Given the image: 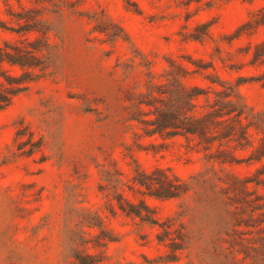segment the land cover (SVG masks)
<instances>
[{
  "label": "rangeland",
  "instance_id": "obj_1",
  "mask_svg": "<svg viewBox=\"0 0 264 264\" xmlns=\"http://www.w3.org/2000/svg\"><path fill=\"white\" fill-rule=\"evenodd\" d=\"M28 9L49 24L57 46L52 73L0 110V264H63L67 225L81 208L98 211L115 238L89 249L104 251L102 264H264V232L246 225L248 208L231 202L233 191L218 178L251 176L260 163L246 165L250 150H235L241 163L222 169L182 138L155 151L151 143L161 140L135 139L128 120L147 80L165 82L172 67L186 85H232L264 112V54L253 58L264 49V25L244 26L263 16L264 0H0V46L41 35L14 31L24 24L14 14ZM250 133L256 144L261 134ZM136 162L188 188L169 199L126 190L132 203L144 199L159 225L124 214L115 200L112 215L99 191L102 164L126 177ZM173 252L177 260L168 261Z\"/></svg>",
  "mask_w": 264,
  "mask_h": 264
},
{
  "label": "trees",
  "instance_id": "obj_2",
  "mask_svg": "<svg viewBox=\"0 0 264 264\" xmlns=\"http://www.w3.org/2000/svg\"><path fill=\"white\" fill-rule=\"evenodd\" d=\"M14 16L17 21H24V24H20L21 30L14 31L23 34L39 31L41 35L34 39L24 37L16 41L5 40L0 46V110L6 108L16 96L27 91L32 83L52 73L50 66L57 46L50 42L51 28L40 18L37 10L28 9ZM262 25L264 14L244 23L248 27L245 30L247 32ZM263 54L264 49L255 51L254 60L260 59ZM4 64L17 67L19 73L7 72ZM164 77L163 83L154 82L151 78L147 80L145 90L138 94L139 99L130 105L132 110L128 120L135 122L134 138H159L160 142L151 143L155 151L182 138L188 151L201 152L203 160L217 162L222 169L226 164L241 163L235 150L249 149L244 160L246 165L260 163L251 176L242 178L226 172L225 176L230 182L218 177L219 175L217 177L226 183L225 189L233 191L234 195L227 196L228 199L239 203L242 208H248L252 224L245 222L246 225L264 232V227L259 226L261 222L264 223V194L259 192V187L264 188V112L250 109L232 85L221 82V89L186 85L182 80L183 76L173 67L166 70ZM252 129L261 134L256 144L250 137ZM230 142H233V150L221 149V145ZM127 149L130 150L129 146ZM122 174L116 166L110 168L105 164L101 165L99 191L105 206L114 215L115 200L121 212L151 225L158 222L151 215L144 199L136 204L132 203L125 197L126 190L137 189L142 195L159 199L177 198L188 190L185 183L158 166L146 170L136 162L130 175L123 177ZM249 184L252 186L251 190ZM75 214L73 225H67L68 251L63 264L68 261L72 264H102L104 251L100 250L98 255L89 249L104 247L115 241V238L106 229L98 211L81 208ZM254 214H257V220ZM160 226L162 232L167 234L168 226ZM163 239L159 238L160 241ZM240 251L246 253L244 250ZM175 260L176 254L173 252L168 261Z\"/></svg>",
  "mask_w": 264,
  "mask_h": 264
}]
</instances>
